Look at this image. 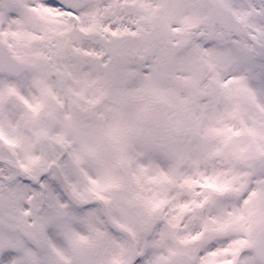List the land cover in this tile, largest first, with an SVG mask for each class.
<instances>
[{
	"label": "snow or ice",
	"instance_id": "6c2138e0",
	"mask_svg": "<svg viewBox=\"0 0 264 264\" xmlns=\"http://www.w3.org/2000/svg\"><path fill=\"white\" fill-rule=\"evenodd\" d=\"M0 264H264V0H0Z\"/></svg>",
	"mask_w": 264,
	"mask_h": 264
}]
</instances>
